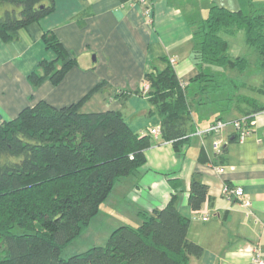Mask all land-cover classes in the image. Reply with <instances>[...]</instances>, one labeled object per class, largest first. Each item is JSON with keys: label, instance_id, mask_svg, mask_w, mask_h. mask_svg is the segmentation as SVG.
<instances>
[{"label": "crops", "instance_id": "crops-1", "mask_svg": "<svg viewBox=\"0 0 264 264\" xmlns=\"http://www.w3.org/2000/svg\"><path fill=\"white\" fill-rule=\"evenodd\" d=\"M250 1L264 3L153 0L149 17L131 0H55L51 11L20 29L17 37L10 41L0 37V121L16 117L22 108L39 100L56 107L78 102L97 87L84 100L81 111L116 110L132 130L146 131L159 123L142 89L143 75L151 70L152 61L176 57L177 77L188 80L198 68L191 58L192 20L205 15L212 5L238 10L246 9ZM45 31L54 33L77 64L59 82L46 79L34 87L27 79L29 72L41 58H54L43 41ZM223 34L231 56L248 58L247 53L255 51L245 43L242 29ZM203 68L221 78L240 79L248 86L206 94L189 88L191 135L179 152L171 142L155 137L140 170L114 184L86 229H102L98 231L103 233L101 242L96 244H103L119 225L139 224L141 210L159 209L175 196V206L190 219L188 239L202 247L201 255L192 256L189 264H253L249 247H258L264 259V110L253 115L255 130L243 142L235 139L233 127L234 120L252 109L250 101H240V93L264 104V71L241 77L235 69L210 64ZM225 111L229 113L223 115ZM217 119L225 123L218 133H199ZM219 166L224 167L223 172L217 171ZM194 173L207 185L206 198L198 209L188 203ZM222 183L243 188L244 198L251 202L249 211L241 198L221 195ZM204 214L206 220H202Z\"/></svg>", "mask_w": 264, "mask_h": 264}, {"label": "trees", "instance_id": "trees-1", "mask_svg": "<svg viewBox=\"0 0 264 264\" xmlns=\"http://www.w3.org/2000/svg\"><path fill=\"white\" fill-rule=\"evenodd\" d=\"M54 1L0 0L2 40L17 37L20 29L51 11ZM191 26V58L198 68L187 84L182 86L184 80L165 56L154 59L142 78L148 84L150 109L159 117V137L171 142L176 152L193 131L189 88L206 94L248 86L204 70L205 64H215L242 72L251 64L245 56L230 55L221 33L242 29L245 43L256 52L253 69L264 71V3L250 1L238 10L212 5ZM42 38L54 58H41L29 72L27 79L34 87L46 79L59 82L77 64L52 31ZM96 88L78 102L56 107L39 100L16 117L0 121V264H189L192 256L201 255L202 247L188 239L190 219L177 209L172 196L159 209L141 210L139 224L114 228L103 244L61 256L88 227L114 184L140 170L146 149L155 143L149 132L132 130L119 111H81ZM239 99L252 104L243 116L248 123L264 110V104L244 94ZM206 195L207 185L192 174L191 208L198 209Z\"/></svg>", "mask_w": 264, "mask_h": 264}, {"label": "built area", "instance_id": "built-area-1", "mask_svg": "<svg viewBox=\"0 0 264 264\" xmlns=\"http://www.w3.org/2000/svg\"><path fill=\"white\" fill-rule=\"evenodd\" d=\"M131 2H135L141 5L146 15H148L149 17L151 16L153 0H131ZM176 62H177L176 57H170L169 63L171 65H174ZM186 84H187V81L184 80L182 82V86L184 87ZM143 85L144 86L142 87V89L144 90V92H146L148 89V84L144 82ZM252 123L253 121L248 123V121L244 117L233 121V127L235 130L234 137L238 142H243L255 130ZM224 124L225 123L222 120L217 119L214 122H212L206 129L200 131L199 133L201 134L218 133L222 129ZM146 131L149 132L153 137H157L160 134V125L157 124L154 127H151L150 129ZM260 140L261 138L257 139V141H260ZM214 147L215 149L219 150L217 142L214 143ZM217 171L223 172L224 167L223 166L217 167ZM220 193L222 196H224L227 199H231L233 197L241 198L242 205L245 206L247 210L249 211L248 208L251 206V202L248 198L246 197L244 198V191L241 186L232 185L229 183H222V186L220 188ZM206 219H207V214H204L202 216V220H206ZM247 250H249L250 252L251 262L253 264H264V259L262 258L258 247H249Z\"/></svg>", "mask_w": 264, "mask_h": 264}, {"label": "rangeland", "instance_id": "rangeland-1", "mask_svg": "<svg viewBox=\"0 0 264 264\" xmlns=\"http://www.w3.org/2000/svg\"><path fill=\"white\" fill-rule=\"evenodd\" d=\"M221 35H224V34L221 33ZM251 49H254V48H251ZM254 53H256V52L255 51H249V53H247L251 64H250V66H248V68H246L244 71H242L240 73L241 77L246 76L247 72L255 73V75H257L258 72H256V70L262 71V70H260L258 68H256V70L253 69L254 66L252 65V61H251L252 59H250V58H251V56L255 57ZM210 65L212 67H219V66H217V65L215 66L213 64H210ZM212 71H215V70L212 69ZM234 72H236V70ZM143 86L144 85L142 84V87ZM225 113H229V111L223 112V115H225ZM86 229L79 236L74 238L69 244H67L63 248V250L61 252V256L62 257L67 258V257H69L70 255H72L74 253H78V252H81L83 250H86L87 248H89L90 246L96 244L97 242H101L99 240L103 236L102 235L103 233L102 232H98V231L102 230L101 228L97 227L96 229L93 228V230H87V231H86ZM15 230H17V228H15Z\"/></svg>", "mask_w": 264, "mask_h": 264}]
</instances>
